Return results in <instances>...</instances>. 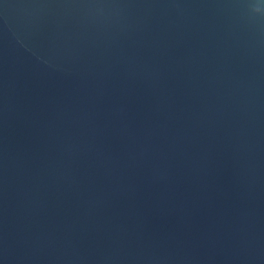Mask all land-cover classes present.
Here are the masks:
<instances>
[{
  "label": "water",
  "instance_id": "95a60500",
  "mask_svg": "<svg viewBox=\"0 0 264 264\" xmlns=\"http://www.w3.org/2000/svg\"><path fill=\"white\" fill-rule=\"evenodd\" d=\"M0 264H264L260 14L0 0Z\"/></svg>",
  "mask_w": 264,
  "mask_h": 264
},
{
  "label": "snow or ice",
  "instance_id": "6c2138e0",
  "mask_svg": "<svg viewBox=\"0 0 264 264\" xmlns=\"http://www.w3.org/2000/svg\"><path fill=\"white\" fill-rule=\"evenodd\" d=\"M230 3L238 8L252 9L254 12L259 13L261 19L264 20V8L259 7L253 0H230ZM261 3L264 4V0H261Z\"/></svg>",
  "mask_w": 264,
  "mask_h": 264
}]
</instances>
